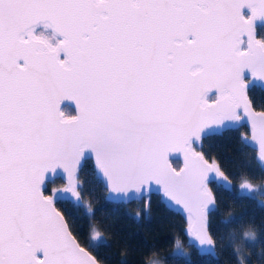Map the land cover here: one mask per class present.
Wrapping results in <instances>:
<instances>
[{"label":"snow or ice","instance_id":"1","mask_svg":"<svg viewBox=\"0 0 264 264\" xmlns=\"http://www.w3.org/2000/svg\"><path fill=\"white\" fill-rule=\"evenodd\" d=\"M257 89L264 0H0V264H99L102 231L81 240L61 210L94 214L79 176L88 159L106 201L147 207L155 188L182 210L189 246L218 260L210 185L237 199L264 197V186L243 177L234 193L203 141L246 129L241 144L264 174ZM56 179L63 186L49 191ZM240 219L228 210L221 223ZM259 240L254 225L241 236L246 248ZM174 243L169 264H191Z\"/></svg>","mask_w":264,"mask_h":264},{"label":"trees","instance_id":"2","mask_svg":"<svg viewBox=\"0 0 264 264\" xmlns=\"http://www.w3.org/2000/svg\"><path fill=\"white\" fill-rule=\"evenodd\" d=\"M250 98L256 110H264L262 91L254 90ZM65 114L71 115L72 110L66 107ZM242 131L246 129L227 130L203 141L206 156L214 157L229 175L234 193L238 191L243 177L251 179L256 186H264V174L258 168L255 152L241 144ZM179 165L177 160H173L174 167L179 168ZM92 173V163L86 160L79 176L83 182L84 204L90 203L94 214L90 216L85 207H74L70 202L62 204L61 210L81 240L89 236L92 227L102 231L107 247L93 252L100 264H150L157 260L161 264H169L176 239H180L184 252L191 256V264H238L234 256L236 248L240 249L245 264H264V248L256 245L246 248L241 241L243 231L249 225H254L260 237L259 243L264 244V206H260L264 203V197L259 194L255 199H237L233 194L216 191L215 186L210 185L217 200L216 211L209 216V231L217 242V260L209 255H198L186 243L184 221L167 209L157 194L150 195L147 207L144 200L127 204L111 203L106 201L104 188L95 182ZM59 186H62V182L56 179L49 184V191ZM228 210L241 219L239 223L225 228L221 221L227 218ZM233 232L235 239H232Z\"/></svg>","mask_w":264,"mask_h":264},{"label":"water","instance_id":"3","mask_svg":"<svg viewBox=\"0 0 264 264\" xmlns=\"http://www.w3.org/2000/svg\"><path fill=\"white\" fill-rule=\"evenodd\" d=\"M264 92V91H263ZM211 102V101H210ZM69 106L72 110H73V112H74V105H72V103L69 101V102H65V104L64 105H62V106ZM259 111V110H258ZM225 131H227V130H225ZM224 132V131H223ZM219 135H221V134H219ZM253 150V149H252ZM254 151V150H253ZM255 152V151H254ZM255 157H256V152H255ZM173 160H177L178 162H179V168L180 167H182V165H183V159H182V157H174V158H172ZM88 160H90L91 161V163H92V166H93V168H94V161L92 160V159H88ZM255 160H256V158H255ZM85 162V161H84ZM84 162H83V164H84ZM257 162V161H256ZM179 168H177V169H179ZM60 180V179H59ZM61 182H62V186H63V181L62 180H60ZM61 186V187H62ZM151 194H157L159 197H160V200H161V202L163 203V205L167 208V209H169L170 211H172V212H174V213H176V214H178L181 218H182V220L184 221V224H185V228H186V221H185V216H184V214H183V212H182V210H180L178 207H176V206H173V205H171V203L170 202H168L166 199H164L163 198V196H162V193H160V192H158V191H156V189L155 188H153V191L151 192ZM105 198H106V193H105ZM133 201H138V200H135V199H133V200H131V201H128V202H124V201H109V202H111V203H123V204H127V203H130V202H133ZM71 203V202H70ZM185 228H184V235H185ZM185 238H186V243L189 245V241H188V238L186 237V235H185ZM194 248V247H193ZM195 250H196V252L198 253V250L196 249V248H194ZM204 255H207V254H204ZM100 264V263H99Z\"/></svg>","mask_w":264,"mask_h":264},{"label":"flooded vegetation","instance_id":"4","mask_svg":"<svg viewBox=\"0 0 264 264\" xmlns=\"http://www.w3.org/2000/svg\"><path fill=\"white\" fill-rule=\"evenodd\" d=\"M261 91V90H260ZM263 92V91H262ZM264 93V92H263ZM66 107H68V108H70L69 106H62V108H66ZM71 109V108H70ZM72 110V109H71ZM74 114V112H73V110H72V114L71 115H73ZM70 116V115H69Z\"/></svg>","mask_w":264,"mask_h":264},{"label":"rangeland","instance_id":"5","mask_svg":"<svg viewBox=\"0 0 264 264\" xmlns=\"http://www.w3.org/2000/svg\"><path fill=\"white\" fill-rule=\"evenodd\" d=\"M59 187H61V186H59ZM262 201H264V200H262ZM150 264H152V263H150Z\"/></svg>","mask_w":264,"mask_h":264}]
</instances>
